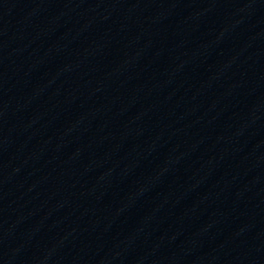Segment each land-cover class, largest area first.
I'll list each match as a JSON object with an SVG mask.
<instances>
[{"label": "water", "instance_id": "water-1", "mask_svg": "<svg viewBox=\"0 0 264 264\" xmlns=\"http://www.w3.org/2000/svg\"><path fill=\"white\" fill-rule=\"evenodd\" d=\"M0 264H264V0H0Z\"/></svg>", "mask_w": 264, "mask_h": 264}]
</instances>
